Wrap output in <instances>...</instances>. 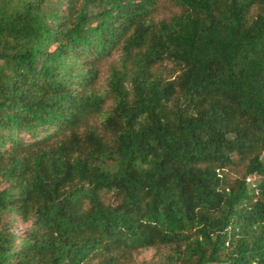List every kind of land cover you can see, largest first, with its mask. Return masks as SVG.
<instances>
[{
  "label": "trees",
  "instance_id": "1",
  "mask_svg": "<svg viewBox=\"0 0 264 264\" xmlns=\"http://www.w3.org/2000/svg\"><path fill=\"white\" fill-rule=\"evenodd\" d=\"M169 1L0 0V264H264V0Z\"/></svg>",
  "mask_w": 264,
  "mask_h": 264
},
{
  "label": "rangeland",
  "instance_id": "2",
  "mask_svg": "<svg viewBox=\"0 0 264 264\" xmlns=\"http://www.w3.org/2000/svg\"><path fill=\"white\" fill-rule=\"evenodd\" d=\"M177 12H178V9L173 7L169 0H160L159 7L157 9L156 19L167 18L170 15H173ZM118 56H119L118 53L115 54L114 56H112L110 59L105 61V63H103L100 66V76H99L97 87L102 93H104L105 88H107L106 82H107V77H108V69L112 64L116 63ZM107 105H110V101L107 102ZM261 159L264 162V152L261 156ZM251 182L252 181H250L248 184L251 185L252 184ZM15 226L17 228H22L24 225L20 222H17ZM159 252L166 253L167 251L166 249H161ZM157 253L158 251L155 249L141 250L138 253H135L133 255V259L135 262H138V263L148 262L151 260L155 261L157 258L156 257Z\"/></svg>",
  "mask_w": 264,
  "mask_h": 264
},
{
  "label": "built area",
  "instance_id": "3",
  "mask_svg": "<svg viewBox=\"0 0 264 264\" xmlns=\"http://www.w3.org/2000/svg\"><path fill=\"white\" fill-rule=\"evenodd\" d=\"M247 181H250L249 179Z\"/></svg>",
  "mask_w": 264,
  "mask_h": 264
}]
</instances>
